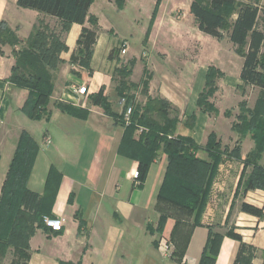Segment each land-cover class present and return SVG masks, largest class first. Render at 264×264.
<instances>
[{
  "label": "trees",
  "instance_id": "obj_1",
  "mask_svg": "<svg viewBox=\"0 0 264 264\" xmlns=\"http://www.w3.org/2000/svg\"><path fill=\"white\" fill-rule=\"evenodd\" d=\"M122 7L125 0H112ZM94 0H18L23 8L36 10L56 18L65 32L73 23L82 25L78 40V48L72 54L70 62L79 63L85 68H91L93 47L99 36L98 18L90 14ZM264 7L259 0L245 2L242 0H190L189 11L195 17L198 28L203 33L222 38L230 37L236 50L243 58L240 80L244 85H253L260 89L264 99ZM157 13L152 15L154 22ZM89 22L91 26H87ZM26 45L16 50V61L12 66L11 75L7 80L28 90V97L22 107L24 113L35 120H46L50 117L48 103L54 89L53 71L65 61L61 54L68 50L62 35L49 29L46 23L34 24ZM20 38L5 23L0 24V42L15 46ZM120 48L114 47L109 53V59H118ZM136 60L129 61L128 68L120 71L115 69V90L123 102L120 112L112 111V101L104 94V87L99 92L90 95L92 105L100 106L103 112L114 119V123L124 128L119 146V152L138 162L137 187H141L147 177L149 168L162 151L167 156V166L158 197L167 198L166 208H157L160 213L159 231L169 216H174L177 225L184 218L193 216L194 223L200 224L205 208L207 178L213 170V161H208L196 155L203 149L213 159L216 148L222 145L215 133H211L206 145L199 144L193 137L175 134L180 120L179 109L166 98L149 96L147 113H139L134 107V95L128 90L131 87L143 85L144 93L149 92V83L153 73L145 67L139 82H133L127 77L133 72ZM223 72L220 68L210 65L206 72L205 86L198 97V105L204 111L217 112L218 108L211 101L218 89V81ZM62 112L84 119L89 115V108L73 103H55ZM248 108L249 117L238 115L240 122H235L232 129L239 134L230 153L242 162V171L234 197L245 196L250 190H264V117H259L255 109L248 107L242 101L240 110ZM130 113L127 115V111ZM193 117V116H192ZM190 119L189 124L192 125ZM142 128L140 134H136ZM251 134L255 147L242 158L241 144L245 136ZM40 151V144L27 130H23L10 162L6 178L0 193V240L15 246L17 254L25 259L27 264L30 255V240L37 229L42 228L47 233H61L53 230L44 222V216H53V205L61 184L63 174L51 165L45 181V190L39 194L28 186L33 166ZM206 194V195H205ZM169 199V200H168ZM169 206V209H168ZM157 207V205H156ZM240 210L261 218L264 207L242 201ZM84 225L80 224V228ZM210 228V227H209ZM226 235L239 242V248L233 264H248L247 253L251 246L243 240L235 226L228 228ZM222 234L210 229L204 247L201 264H214ZM173 258L180 260L181 245L176 247ZM264 264V254H263Z\"/></svg>",
  "mask_w": 264,
  "mask_h": 264
},
{
  "label": "crops",
  "instance_id": "obj_2",
  "mask_svg": "<svg viewBox=\"0 0 264 264\" xmlns=\"http://www.w3.org/2000/svg\"><path fill=\"white\" fill-rule=\"evenodd\" d=\"M159 5L162 9V3ZM91 9L92 5L90 14L95 15ZM27 12H34L32 13L34 16L38 13L36 10L19 6L18 0H0V24L5 22L10 28L17 30L24 39L29 36L33 25L29 20L22 19L23 13ZM188 13L195 18L189 12V5ZM97 18L100 19L98 16ZM156 18L157 16L154 21ZM86 25L91 26L89 22ZM81 31L82 25L73 23L65 33L64 41L68 50L61 54L65 62L53 71L54 89L48 107L51 112L48 120L45 118L35 120L24 113L22 107L28 97V90L15 87L7 80L14 64L13 60L10 66L0 62V193L19 137L23 130H27L40 144V151L29 178V188L40 195L44 193L46 177L52 164L63 174L52 210L54 217L63 220V227L53 229L60 230L59 234L51 232L46 235L57 236L58 245L54 248L59 250L58 252L66 248L70 242L77 243L82 249L80 256L77 257L72 255L63 257L57 254L55 257L46 252L42 253V248L33 244L39 228L30 240L27 264H179L172 257L179 243L180 260L183 262L186 259L184 264L186 262L201 264L210 229L223 235L214 264H233L239 242L226 235L232 225L252 248L247 253L248 264H263L264 213L258 218L240 210L242 201L264 207L262 189L250 190L244 197L241 195L234 197V189L221 222L224 226L223 231L215 227L219 224L215 221L216 215L209 217L205 212L200 224H195L193 216H190L177 225L176 218L169 216L162 232L158 230L160 213L156 207V194L163 180L167 160L163 164L156 158L143 185L136 186L132 173L137 170L138 162L119 152L124 128L115 124L113 117L105 114L100 106L92 105L90 102V95L99 92L102 87L104 94L112 101L111 95L108 94L112 76L107 68L112 64L109 53L117 45V41L107 37L101 38L99 32L93 47L91 68L87 69L79 63L70 62L72 54L78 48ZM198 31L200 39L210 42L215 40L214 36ZM144 41L147 43L148 39ZM216 42L220 47L224 44L235 47L227 34ZM222 61L221 58L218 65L223 68ZM147 67L150 68L148 63ZM208 67L209 65L200 68L198 73L202 72L205 75ZM151 72L153 73L152 70ZM132 74L129 80L136 82L137 80L132 79ZM152 79L149 83L150 94L153 93ZM71 82L84 83L88 88L89 93L80 104L78 101L75 102L68 92L67 87ZM160 84L159 95L169 102L173 101L171 95L162 90V82ZM114 92L117 96L115 87ZM58 97L89 108L88 117L81 119L62 112L54 102ZM26 117L30 121H27ZM40 124L48 125L44 132V141L48 146L37 139L35 131ZM177 134L181 133L177 130ZM251 138V134H248L242 140L243 159L255 147V141L252 138L251 142ZM247 143L248 146H245ZM160 154L166 156L162 151ZM240 163L241 171L242 162ZM236 180L238 182L239 179ZM237 185L238 183L235 184V188ZM81 222L84 225L80 228ZM143 236L146 237L145 245L141 242ZM147 236H150L151 240ZM162 236L172 243L171 257L161 255L159 252L158 240ZM121 243L123 245L115 251L114 247ZM158 254L162 258H159Z\"/></svg>",
  "mask_w": 264,
  "mask_h": 264
},
{
  "label": "rangeland",
  "instance_id": "obj_3",
  "mask_svg": "<svg viewBox=\"0 0 264 264\" xmlns=\"http://www.w3.org/2000/svg\"><path fill=\"white\" fill-rule=\"evenodd\" d=\"M242 1L254 2L255 0ZM161 3L162 9L159 5ZM189 3L190 0H125L122 7H120L112 0H94L91 10L100 18L98 27L102 35L101 38L107 37L117 41L115 47L120 48L118 59L111 60L112 64L107 68L110 76H112L108 89V94L111 95L112 99V111L120 112L123 104L114 92L115 76L117 75L114 69L116 67L120 68V71H125L128 68L129 61L134 59L136 62L132 72L133 80L140 81L147 63L150 67L148 68L149 72L152 70L154 74L152 79L153 93H144L142 84L128 90L130 95H134L135 103L133 105L136 111L147 113L145 108L148 105V97L159 95L160 82H162V90L169 93L173 98L170 103L179 109L180 120L176 128L179 133L193 137L201 145H206L211 133H215L216 137L220 139L222 145L214 148L217 149L216 159L211 158L203 149L197 151L196 155L208 161H213V170L206 181L207 196L204 199V212L209 217L216 215L215 221H218L219 224L215 227L223 231L224 226L221 223L224 219L223 215L229 205L234 189L236 191L237 186L235 188V184L238 183L236 179L240 178L242 171H240L241 163L239 159L235 158L230 153L231 149L226 148L225 145L234 147L239 139V134L232 129L233 123L241 121L238 115H243L245 118L249 117L248 108L243 109L244 111L239 109L242 101H246L248 107L255 109L259 117H264V99L260 96L261 93L258 87L244 85L240 80L243 58L236 47L226 46V44L220 47L216 42L217 39L220 40L217 37L213 38L215 39L213 42L198 37L200 32L199 29H196L198 27L197 21L188 13ZM259 5L264 7V0H259ZM32 13L34 12L23 13L22 15L24 21L29 20L33 24L31 30L34 24L40 26L41 22L46 23L49 29L51 28L61 34L64 39L66 32L56 18L40 12L36 14L37 16L32 15ZM155 13H157V18L153 22L152 15ZM261 15L264 17L263 14ZM261 23H264L263 19H261ZM11 30L22 42L20 41L15 46L0 42V62L9 66L12 60L13 63L16 61L14 51L21 50L27 41V37L24 39L17 30L12 28ZM147 39L148 41L145 43L144 40ZM123 41L128 42V50L125 54H121ZM221 58L223 68L218 65ZM208 65L216 66L223 72L221 79L218 81L216 94L211 98V101L218 108L217 112L204 111L198 105L199 93L205 86L204 79L206 80V74L198 73V70ZM11 69L7 78L12 73ZM129 77L127 78L129 79ZM13 86L15 85L13 84ZM54 102L69 103L59 97ZM50 103L51 100H49L48 107ZM190 119L193 120L192 125L189 124ZM26 120L30 121L27 117ZM47 128V124H40L35 131L38 141L44 143L45 146H48L44 141V132ZM177 130L175 134H177ZM141 132L142 128L138 129L136 134L138 135ZM251 142H253L252 138ZM248 143L245 146H248ZM157 159L160 163L165 164L167 156L160 154ZM159 189L156 194L157 208H166L168 205L167 198L158 197ZM233 195H235V192ZM46 234L48 233L40 228L33 239V244L42 248V253L46 252L51 256L57 254V256L63 257L80 256L82 249L77 243L70 242L66 245V248L58 252L59 250L54 248L58 245V242H56L57 236H47ZM147 237L151 240L150 236ZM145 238L144 236L141 238L143 245L146 243ZM123 243L114 247V250H118ZM15 249V246H9L8 242L0 240V264H23L26 258L21 254H17ZM159 252L162 255L160 250ZM118 254L120 255V253ZM160 254H158V257L162 258ZM173 259L179 264H184L183 262L186 260L184 259L182 262L175 259V257Z\"/></svg>",
  "mask_w": 264,
  "mask_h": 264
},
{
  "label": "built area",
  "instance_id": "obj_4",
  "mask_svg": "<svg viewBox=\"0 0 264 264\" xmlns=\"http://www.w3.org/2000/svg\"><path fill=\"white\" fill-rule=\"evenodd\" d=\"M127 50H128V42L123 41L121 44V53L125 54L127 52ZM67 88H68V92H70V94L72 95L73 100L75 102L78 101L77 102L78 104H80V101H83L84 98H86L88 93H89L88 88L84 83L80 84L77 82H71ZM130 111L131 110L128 109L127 115L130 113ZM132 177H133L134 182L137 186L139 184L138 170H135L132 173ZM44 222L48 226L52 227L53 229H60L63 227V220L61 218L44 216ZM159 250L162 252V254L164 256L171 257V255H172V243L169 241V239H167L163 236L159 239ZM185 264H191V263L186 262Z\"/></svg>",
  "mask_w": 264,
  "mask_h": 264
}]
</instances>
